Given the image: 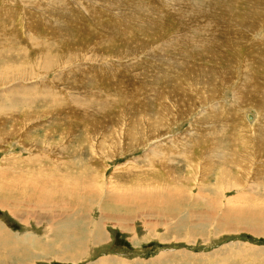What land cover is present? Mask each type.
Instances as JSON below:
<instances>
[{"label": "rangeland", "instance_id": "rangeland-1", "mask_svg": "<svg viewBox=\"0 0 264 264\" xmlns=\"http://www.w3.org/2000/svg\"><path fill=\"white\" fill-rule=\"evenodd\" d=\"M203 1L177 3L187 8L188 27L163 14L171 24L154 30L146 26L171 10L169 0H0V225L15 239L32 238L25 240L29 254L0 251V264H264V100L243 87L264 76V65L256 73L250 62L260 50L264 56V0H213L217 12L209 8L207 22ZM210 13L222 17L223 41L213 31L206 36ZM211 79L217 88H205ZM216 148L226 152H209ZM145 189L182 192L185 200L156 208L159 202L136 200ZM124 192L134 202L110 210L133 218L102 219L108 196ZM49 201L56 222L46 216ZM133 204L149 212L137 216ZM14 206L23 214H13ZM78 206L83 219L73 224L65 215L77 216ZM71 222L84 244L61 251L57 243L77 240L65 232ZM90 222L106 236L97 244L86 232Z\"/></svg>", "mask_w": 264, "mask_h": 264}, {"label": "bare ground", "instance_id": "bare-ground-1", "mask_svg": "<svg viewBox=\"0 0 264 264\" xmlns=\"http://www.w3.org/2000/svg\"><path fill=\"white\" fill-rule=\"evenodd\" d=\"M170 1V3H171V5H169L170 6V11L169 12H165V13H162V14H157V17H158V23H156V25H152V24H154V22L152 23V24H149V25H147L146 27H148L149 29H154V28H157V26H164V28H165V25H162V24H166L169 20H165V19H171V21H172V25H177V26H183V27H188V24H189V20H188V18L187 17H184L183 15H185V12H186V9L183 7L182 9L181 8H178L177 7V3L180 1V2H182V1H184L183 3H185V2H190V5L192 4V5H199V3L201 2V1H203V0H169ZM205 1V0H204ZM203 1V3H205L204 5H205V13L202 11V13H204L205 14V17H206V13H207V11L208 10H210L209 8H211V10L210 11H214V10H212V6L214 7L215 5H216V3L213 1H211V0H206L205 2ZM242 1H244V0H242ZM216 2H218V0L216 1ZM223 2H224V0H223ZM226 2H229V1H227L226 0ZM225 2V5L224 6H226V3ZM239 2H240V0H239ZM247 2H250V1H248L247 0ZM257 2V1H256ZM183 3L181 4V5H183ZM202 3V2H201ZM213 3H215V5L213 4ZM244 3V2H243ZM242 2H240V4H241V6H243L242 4H243ZM246 3V2H245ZM247 4V3H246ZM252 4V3H251ZM189 5V4H188ZM235 5V4H234ZM237 5V4H236ZM229 6V5H228ZM227 6V7H228ZM238 6H240V5H238ZM189 7V6H188ZM194 7V6H193ZM248 8H249V6H247ZM258 7V6H257ZM191 8V7H190ZM215 8V7H214ZM213 8V9H214ZM236 8H238V7H236ZM254 8V7H253ZM179 9V10H178ZM202 9H203V7H202ZM216 9V8H215ZM221 9V8H220ZM229 9V8H228ZM218 10H219V8H218ZM249 10V9H248ZM251 10H253L254 11V9H251ZM255 10H257V9H255ZM214 12H217V11H214ZM222 12V11H221ZM231 12V11H230ZM241 12V11H240ZM240 12H239V14H240ZM245 13V12H244ZM163 14H166V15H168L169 17L168 18H165L164 16H163ZM258 15L260 14L259 13V11H258V13H257ZM262 14H264V13H262ZM198 15V14H197ZM230 15H231V13H230ZM244 15V14H243ZM254 15H256V13L254 14ZM257 15V16H258ZM208 16V18H209V22H208V24L207 25H205L206 27H204V28H206L207 30H206V36H208V37H210L211 36V34L214 32L215 33V36L216 37H214V39L215 40H217V42H219V41H223L226 37H224L225 36V33H226V31L224 30V27L220 30V26H221V24L219 25V28L217 27V25H218V23H217V19H219V20H221L220 18H222L221 17V15H219V14H216V13H210L209 15H207ZM235 16H238V14H236ZM256 16V17H257ZM138 17V16H137ZM244 17H246V16H244ZM243 17V18H244ZM252 16H250L249 17V19L251 18ZM262 17H263V15H262ZM229 18V17H228ZM242 18V19H243ZM259 18V17H258ZM202 19V18H201ZM241 19V18H240ZM241 19V20H242ZM199 20H200V18H199ZM224 19H222V21H223ZM228 20V19H227ZM246 20H247V17H246ZM251 20V19H250ZM170 21V22H171ZM203 21V20H202ZM208 20H207V17H206V22H207ZM243 21V20H242ZM263 21V20H262ZM224 22V21H223ZM226 22V21H225ZM246 22V21H245ZM264 22V21H263ZM147 23V22H146ZM222 23V22H221ZM235 23V22H234ZM256 23H257V21H256ZM171 23H167V25H170ZM205 24V20H204V23L202 24V25H204ZM235 24H237V23H235ZM247 24V23H246ZM234 25V24H233ZM259 25V24H258ZM141 26H144V25H142L141 24ZM253 26V25H252ZM256 26V25H255ZM136 27V26H135ZM145 27V26H144ZM168 27V26H167ZM202 27V26H201ZM227 27H231V26H227ZM226 27V29H228ZM241 27H245V26H241ZM257 27V26H256ZM261 27H263V26H261ZM169 28H171V27H169ZM240 28V27H239ZM143 30H144V28H142ZM149 29H147V28H145V30H149ZM172 29V28H171ZM171 29H168V32H169V30H171ZM174 29V28H173ZM181 29V28H180ZM184 29V28H183ZM186 29V28H185ZM184 29V30H185ZM243 29V28H242ZM246 29V28H245ZM249 29H251V28H249ZM155 30V29H154ZM247 30V29H246ZM257 30V29H256ZM181 31V30H180ZM186 31V30H185ZM213 31V32H212ZM250 31V30H249ZM224 32V33H223ZM231 32V31H230ZM142 33V32H141ZM145 33H147V32H145ZM162 33V32H161ZM193 33V32H192ZM203 33V31H201V34ZM213 33V34H214ZM251 33V32H250ZM143 34V33H142ZM164 34H166L165 32H164ZM176 34H177V32H176ZM182 34V33H181ZM184 34V33H183ZM186 34H187V32H186ZM191 34V33H190ZM190 34L188 33V35L190 36ZM199 34V33H198ZM237 34H239V33H237ZM248 34H249V32H248ZM247 34V35H248ZM145 34H143V36H144ZM170 35V34H169ZM188 35H185V37L186 36H188ZM192 35H195V32L192 34ZM204 34H202V35H199V38H200V36L202 37ZM226 35H229V33L227 34L226 33ZM231 35V34H230ZM243 35V34H242ZM146 36V35H145ZM157 36V35H156ZM165 36H167V35H165ZM174 36V35H173ZM197 36V35H196ZM196 36L195 37H192L193 39L194 38H196ZM214 36V35H213ZM250 36V38H252L251 37V35H249ZM249 36H246V33H245V35H244V37H249ZM127 37V36H126ZM176 37V36H175ZM191 37V36H190ZM198 37V36H197ZM232 37V40L234 39V37L233 36H231ZM174 38V37H173ZM204 39L205 38H207V37H203ZM193 39H192V41H193ZM208 39V38H207ZM228 39V38H227ZM225 40V42L226 41H228V40ZM151 40H153V39H151ZM171 40H172V38H171ZM177 40H179L180 42H181V40L180 39H177ZM189 40H190V38H189ZM200 40H201V38H200ZM199 40V41H200ZM211 40H213V39H211ZM235 40V39H234ZM241 40V39H240ZM239 40V41H240ZM244 40V39H243ZM246 40V39H245ZM168 41V40H167ZM186 41V40H185ZM191 41V40H190ZM198 41V40H197ZM197 41H196V43H193L192 42V44L195 46H197V45H199V44H197ZM210 41V40H209ZM230 41V40H229ZM242 41V40H241ZM179 42V43H180ZM189 42V41H188ZM187 42V43H188ZM194 42H195V40H194ZM212 42V41H211ZM231 42V41H230ZM233 42V41H232ZM166 43V42H165ZM173 43H175V42H173ZM182 43H183V41H182ZM184 43H186V42H184ZM186 43V44H187ZM199 43V42H198ZM200 43H205V40H203V41H201ZM216 43V42H215ZM229 43V42H228ZM227 43V44H228ZM236 43H237V41H236ZM259 42H257V44H258ZM114 44V43H113ZM188 44H190V43H188ZM191 44V45H192ZM206 44V43H205ZM205 44H202V45H205ZM170 45V42H168L167 44H165V46H169ZM171 45H172V43H171ZM177 45V44H176ZM179 45V44H178ZM181 45V44H180ZM184 45V44H183ZM183 45H181V47L183 46ZM207 45H208V43H207ZM207 45H205L206 47H204L203 46V50L204 51H208L209 52V49L208 50H206L207 49V47H209V46H207ZM245 45V44H244ZM248 45V44H247ZM185 46H187L188 47V45H185ZM193 46V47H194ZM195 46V48H198V47H196ZM200 46V45H199ZM212 46H213V42H212ZM211 46V47H212ZM215 46V45H214ZM226 46V45H225ZM249 46H250V44H249ZM192 47V46H191ZM192 47V48H193ZM211 47H209V48H211ZM216 47V46H215ZM241 47V46H240ZM239 47V48H240ZM245 47V46H244ZM243 47V48H244ZM252 47V46H251ZM255 47V46H254ZM254 47H252V49L251 50H254L253 48ZM165 48V47H164ZM167 48V47H166ZM172 48V47H171ZM239 48H236V50L237 49H239ZM175 49V48H174ZM178 49H180L179 47H178ZM200 49V48H199ZM215 49V48H214ZM248 49V48H247ZM256 49V48H255ZM166 50V49H165ZM173 50V49H172ZM180 50H182V49H180ZM188 50V49H187ZM186 50V51H187ZM195 50V49H194ZM196 50H198V49H196ZM202 50V51H203ZM183 51V50H182ZM202 51H201V53H202ZM239 51H240V49H239ZM249 51H250V48H249ZM256 51H258V50H256ZM156 52V51H155ZM166 52H168V51H166ZM170 52V51H169ZM189 52V55H190V52L191 51H188ZM188 52H187V54H188ZM194 52V51H193ZM242 52V51H241ZM255 52V51H254ZM259 53H263V51L262 50H260V51H258ZM258 52L256 53V55H254L253 54V56H255V57H252V58H250V59H252V61H250V62H253L255 65L252 67L253 68V71H255L256 73H258V72H260V71H262V67H260V66H263L264 65V56H257L258 55ZM180 53V52H179ZM178 53V54H179ZM211 53H212V50H211ZM210 53V54H211ZM219 53V52H218ZM238 53V52H237ZM244 53V52H243ZM243 53L241 54L242 56H243ZM250 53H253V52H246V54H250ZM173 54H174V52H173ZM176 54V53H175ZM181 54H182V52H181ZM184 54H186V52H184ZM204 54H206V52L204 53ZM208 54V53H207ZM206 54V55H207ZM214 54V53H213ZM222 54V53H221ZM183 55V54H182ZM189 55H188V57H189ZM191 55H192V53H191ZM194 55V54H193ZM216 55H218V54H216ZM260 55V54H259ZM263 55V54H262ZM185 56V55H184ZM195 56H197L196 57V59L197 58H199V59H202L201 61H203V59L206 57L205 55H202V54H198V55H195ZM220 56V55H219ZM222 56V55H221ZM221 56H220V61H218V63L221 65L220 67H222V63H224L225 64V60H221ZM247 56V55H246ZM249 56H252V55H249ZM257 56V57H256ZM214 57V56H213ZM245 57V56H244ZM190 58V57H189ZM195 58V57H194ZM211 58V57H210ZM210 58H208V60L211 62V63H215L213 60H211ZM247 60H249L248 59V57H245ZM185 59V58H184ZM206 59V58H205ZM213 59H215V57L213 58ZM216 59H217V56H216ZM216 59H215V61H216ZM224 59V58H223ZM174 60V59H173ZM179 60H180V58H179ZM188 60H190V59H188ZM208 60H204L205 62H208ZM218 60H219V58H218ZM170 62V61H169ZM181 62V61H180ZM182 62H184V61H182ZM191 62H192V60H191ZM210 62H208V63H210ZM217 62V61H216ZM185 63V62H184ZM184 63H182V65H184ZM192 63H195L194 61L192 62ZM207 63V65H210V64H208ZM217 63V64H218ZM242 63V62H241ZM138 64V63H137ZM226 64H228V63H226ZM230 64V63H229ZM181 65V66H182ZM185 65H187V64H185ZM190 65V64H189ZM195 64H193V66H194ZM138 66V65H137ZM191 67H192V65H190ZM189 66V67H190ZM198 66V65H197ZM219 66V65H218ZM218 66H217V68H218ZM224 66V65H223ZM185 67H187V66H185ZM199 67V66H198ZM198 67H197V69H198ZM205 67V66H204ZM211 67V66H210ZM213 68H214V65L212 66ZM229 67H230V65H229ZM232 67V66H231ZM234 67V66H233ZM183 68V67H182ZM193 68H195V67H193ZM207 68H209V67H207ZM216 68V69H217ZM149 69V68H148ZM186 69V68H185ZM184 69V70H185ZM188 69V68H187ZM190 69H192V68H190ZM152 70V69H151ZM150 70V71H151ZM162 70V69H161ZM182 70V69H181ZM213 69H210V71H208V72H211ZM218 70H219V68H218ZM221 70V69H220ZM223 70V69H222ZM227 70V69H226ZM229 70H231V69H229ZM183 71V70H182ZM188 71V70H187ZM190 71V70H189ZM21 72V71H20ZM214 72V71H213ZM226 72V71H225ZM142 73V72H141ZM145 73H146V71H145ZM187 73H189V72H187ZM201 73V72H200ZM202 73H204V72H202ZM216 73H218V71L216 72ZM221 73V72H220ZM222 73H224V70H223V72ZM221 73V74H222ZM231 73H232V70H231ZM253 73V72H252ZM183 74H185L184 72H183ZM206 74H207V72H206ZM189 75H190V73L187 75V81H188V77H189ZM204 75H205V73H204ZM214 75V74H213ZM228 75V74H227ZM226 75V76H227ZM160 76V75H159ZM183 76V75H182ZM181 76V77H182ZM186 75H184V77H185ZM256 76H258V78H256ZM157 77V76H156ZM183 77V80L184 79H186V78H184ZM209 77H214V76H208V78ZM190 78V77H189ZM195 79H196V77H194ZM216 78H218V77H216ZM194 79V80H195ZM254 79V80H253ZM181 78L179 79V83H183V82H181ZM218 80H220V79H218ZM222 80V79H221ZM186 81V80H185ZM192 81V80H191ZM197 81V80H196ZM211 81H212V79H211ZM245 82H244V84H243V87H246L245 89H250L251 91H253L252 93H256L257 95H253L254 97H256L257 96V98H258V102H259V104H261V102H262V100H264V94H263V90H264V76L263 75H261V74H256L255 76H254V78H252V77H250L249 79H246V80H244ZM193 82H195V81H193ZM213 82H215V81H212L211 83L213 84ZM222 82V81H221ZM231 82V81H230ZM154 83V82H153ZM210 83V81H208L207 80V82H205V88H210V87H215V88H217V84H216V82H215V84L214 85H212ZM220 83V82H219ZM226 83V82H225ZM222 84V83H221ZM171 85V84H170ZM145 87V89H147V91L149 92V90H151V88H150V86H149V84H148V82L146 83V85H144ZM220 86V85H219ZM169 87V86H168ZM242 87V88H243ZM160 88V87H159ZM167 88V87H166ZM245 89H243L244 91H245ZM157 90V89H156ZM177 90V89H176ZM178 90H179V88H178ZM206 90V89H205ZM241 90V89H240ZM250 90H249V92H250ZM14 91V90H13ZM155 91V90H154ZM175 91V90H174ZM247 91V90H246ZM156 92V91H155ZM248 92V91H247ZM244 93V92H243ZM152 94H154V93H152ZM158 94V93H157ZM176 94H178V93H176ZM197 94V93H196ZM16 95V94H15ZM154 95H156V94H154ZM181 95V94H180ZM252 95V94H251ZM11 96V95H10ZM179 96V95H178ZM235 96H236V94H235ZM241 96V95H240ZM253 96H251V97H253ZM144 97V96H143ZM241 98V97H240ZM139 99V98H138ZM180 99V98H179ZM254 99V98H253ZM252 99V100H253ZM256 99V98H255ZM181 100V99H180ZM185 100V99H184ZM235 100V99H234ZM12 101V100H11ZM22 101V100H21ZM27 101V100H26ZM90 101V100H89ZM254 101V100H253ZM8 102V101H7ZM35 102V101H34ZM91 102V101H90ZM163 102V101H162ZM180 102V101H179ZM4 103V102H3ZM250 103V102H249ZM254 103H255V101H254ZM257 103V102H256ZM182 104V103H181ZM13 106H15V105H13ZM253 106H254V104H253ZM5 107V106H4ZM7 107V106H6ZM256 108V107H255ZM3 109V108H2ZM91 109V108H90ZM93 110H91V112H92ZM261 112V111H260ZM148 114V113H147ZM152 113H150V115H151ZM262 114V113H261ZM263 114H264V112H263ZM263 118V117H262ZM259 120H261V119H259ZM157 121V120H156ZM251 122H253V121H251ZM260 123V122H259ZM222 123L220 124L219 123V125H216L217 126V130L218 129H222L223 127H222ZM263 126V125H262ZM262 126H260V128L262 127ZM264 127V126H263ZM214 128H215V126H214ZM258 128V127H257ZM259 129V128H258ZM214 130H216V129H214ZM258 131V130H257ZM260 131V130H259ZM258 131V132H259ZM220 133H222L223 134V132H220ZM219 133V134H220ZM263 133V132H262ZM238 134V133H237ZM224 135V134H223ZM239 136L241 135V134H238ZM258 135H260V134H258ZM262 135V134H261ZM238 136V137H239ZM242 137L241 138H243L244 136H245V134L243 133V135H241ZM263 136V135H262ZM245 138V137H244ZM248 140V139H247ZM75 141V140H74ZM213 142V141H212ZM195 143V142H194ZM246 142H244V144H245ZM193 144V143H192ZM221 145V144H220ZM208 146V145H207ZM224 147H225V145H224ZM70 148V147H69ZM223 148V147H222ZM188 149V148H187ZM202 149V148H201ZM200 150V149H199ZM73 151V150H72ZM189 152V151H188ZM201 152V151H200ZM209 152L211 153V152H214L215 154H224L226 151H224V150H218L217 148H216V151H213V150H210L209 149ZM228 153V152H227ZM189 154V153H188ZM204 154V153H203ZM209 155V158H211L210 156H212L213 154H208ZM232 155V154H231ZM82 156V155H81ZM49 158V157H48ZM196 158V157H195ZM203 158V157H202ZM215 158V156L213 157V158H211V159H213V161L215 160L214 159ZM225 158H226V156H225ZM225 158H223V159H225ZM51 159V158H50ZM208 159V158H207ZM217 159V158H216ZM43 160V159H42ZM212 161V160H211ZM76 163V162H75ZM170 165V164H169ZM171 166V165H170ZM49 167V166H48ZM51 167V166H50ZM49 167V168H50ZM226 169H228V168H226ZM51 171H53L52 170V167H51V169H50ZM185 170V169H184ZM231 170V169H230ZM62 173V172H61ZM91 174V173H90ZM84 175V174H83ZM87 185V184H86ZM85 187H87V186H85ZM27 188V187H26ZM85 189V188H84ZM88 189V188H87ZM29 190V189H28ZM27 190V191H28ZM52 190V189H51ZM86 190V189H85ZM205 190H206V188H205ZM39 191V190H38ZM49 191V190H48ZM211 191V190H210ZM17 192V191H16ZM55 192H57V191H55ZM86 192H87V190H86ZM158 192H160L159 190H158ZM158 192H154V191H152V190H150V189H145V190H142L141 192H139V193H136L138 196H139V198H137L136 200H138L139 202L141 201L142 203H144V204H157L158 202V205L157 206H155L156 208H158V206H160V205H162V204H166V203H170L171 202V204L173 205V203L175 204V200H176V202H177V200H182V202H183V200H185V193L184 194H181V193H179V192H177V193H175V192H171V193H158ZM205 192V191H204ZM52 193V192H51ZM135 193V192H134ZM225 193V192H224ZM33 194V193H32ZM35 194V193H34ZM211 194V193H210ZM43 195V194H42ZM52 195V194H51ZM55 195V194H54ZM218 195V194H217ZM259 195H260V193H259ZM110 196V195H109ZM108 196V199L106 200V208H103L102 209V212H103V214H102V219L103 218H105V219H107V220H114V221H117V222H123V221H125L126 219L127 220H130V219H132L133 218V215L135 214L134 212H125V211H123V212H120V213H118L117 215H115L113 212H116L115 210H112V209H114V208H116V209H118V210H123L124 208H125V205H129V204H131V203H133L134 202V200H135V198L130 194V193H127V192H124V193H121V195H119L118 194V197H109ZM25 197V196H24ZM83 197V196H82ZM87 197V196H86ZM97 197V196H96ZM212 197V196H211ZM219 197V196H218ZM21 198V197H20ZM26 198H27V196H26ZM43 198V197H42ZM186 198L189 200L190 198L189 197H187V194H186ZM217 198V197H216ZM246 198V197H245ZM32 199V198H31ZM218 199V198H217ZM33 200V199H32ZM41 200H43V199H41ZM80 200H84V199H82V198H80ZM209 200H211V199H209ZM213 200V199H212ZM221 200V199H220ZM233 200V199H232ZM15 201V200H14ZM65 202H66V200H64ZM28 202H31L30 201V198L28 197L27 199H25L24 200V204H27ZM50 202V201H49ZM85 202V201H84ZM138 202V203H139ZM186 202V201H185ZM231 202V201H230ZM234 202V201H233ZM236 202V201H235ZM4 203V202H3ZM19 203V202H18ZM236 203H238V201L236 202ZM8 204V203H7ZM6 204V206H8ZM10 204V203H9ZM40 204V203H39ZM49 204H51V206L53 207V202L51 201ZM53 204V205H52ZM92 204V203H91ZM96 203L95 202H93V205H95ZM155 204V205H156ZM22 205V204H21ZM36 205V204H35ZM41 205V204H40ZM39 205V206H40ZM45 205V204H44ZM66 205V204H65ZM9 206H11V205H9ZM23 206V205H22ZM29 206V205H28ZM45 206H47V205H45ZM58 206V205H57ZM133 206H135V208H137L139 211H137V213H136V215L138 216V213H139V215H145V214H147L146 212H144L145 211V207L143 206V208H141V207H139L138 205H135V204H133ZM147 206V205H146ZM151 206V205H150ZM12 207V206H11ZM67 207H69V206H67ZM66 207V208H67ZM103 207V206H102ZM110 207L112 208L111 210H110ZM169 207V206H168ZM232 207V206H231ZM230 207V208H231ZM14 210H13V208H12V210L11 211H13L12 213L13 214H23V213H21V211H20V209H18L17 208V206H14ZM39 208V207H38ZM145 208V209H144ZM171 208V207H170ZM236 207H234V209H235ZM55 209V206L51 209L50 208V213L49 214H47L46 216H51L52 215V218H53V216H54V218L52 219V220H54L55 222L57 221L56 220V218L55 217H58V215H54V214H58V211H56V210H54ZM59 209V208H58ZM68 209V208H67ZM144 209V210H143ZM148 209V208H147ZM146 209V210H147ZM152 209H154V208H152ZM229 209V208H228ZM261 209H263V207H261ZM47 210V209H46ZM45 210V211H46ZM63 210H65V209H62V211L61 212H63ZM69 210V209H68ZM107 210H110V211H107ZM164 210V209H163ZM169 210V209H168ZM168 210H167V212H168ZM241 210V209H240ZM240 210H237V211H240ZM48 211V210H47ZM75 211V210H74ZM74 211H72V212H74ZM80 206H78V208H77V212H78V215L76 216V215H74V216H76V217H74V216H71V215H69L70 217H68V214L67 215H65L67 218H69V220L70 221H72L73 222V224L74 223H76L78 220H81V219H83V217L80 215ZM113 211V212H112ZM148 211V210H147ZM162 211V210H161ZM171 211V210H170ZM262 211H264V209L262 210ZM23 212V211H22ZM24 212H26V211H24ZM42 212H44V211H42ZM66 212H67V210H66ZM71 212V211H70ZM84 213H85V211H83ZM149 212V211H148ZM166 212V211H165ZM246 212V211H245ZM255 212V211H254ZM28 213V212H27ZM33 213V212H32ZM45 213V212H44ZM68 213V212H67ZM162 213V212H161ZM264 213V212H263ZM15 214V215H16ZM62 214H64V213H62ZM66 214V213H65ZM76 214V213H75ZM150 214H151V211H150ZM152 214H153V216H158L159 214H160V212L158 211V210H154L153 212H152ZM239 213H237V215H238ZM243 214V213H242ZM258 214H260V213H258ZM14 215V216H15ZM261 215V214H260ZM64 216V217H65ZM152 216V215H151ZM160 216H163V215H161L160 214ZM233 216V215H232ZM239 216H241L240 214H239ZM16 217V216H15ZM164 217V216H163ZM234 217V216H233ZM261 217H263V214H262V216ZM59 218V217H58ZM67 218H64V219H67ZM238 218H240V217H238ZM237 218V219H238ZM264 218V217H263ZM262 218V219H263ZM162 219V218H161ZM85 220V219H84ZM60 221H62V220H60ZM63 221H66V220H63ZM62 221V222H63ZM67 221H68V219H67ZM106 221V220H105ZM239 221V220H238ZM55 222L54 223H52L53 224V226H54V224H55ZM69 222V221H68ZM72 222H71V225H68V227H70V228H73V226L74 225H72ZM67 223V222H66ZM240 223V222H239ZM242 223V222H241ZM241 223H240V225H241ZM245 223V222H244ZM56 224H58V223H56ZM61 224V223H60ZM80 224H82L83 225V223L81 222ZM80 224H77V225H80ZM87 224V223H86ZM206 224H207V222H206ZM247 224V223H246ZM85 225V224H84ZM223 225V224H222ZM230 225V224H229ZM239 225V227H241ZM243 225V224H242ZM245 225V224H244ZM243 225V226H244ZM61 226V225H60ZM65 226V225H64ZM66 226H67V224H66ZM221 226V225H220ZM243 226H242V228H243ZM52 227V226H51ZM58 227V226H57ZM62 227H63V225H62ZM87 228H88V230L86 231L85 229H84V227L81 229V230H85L87 233L89 232V231H91V232H93V235H92V240L90 241V242H92V243H94V244H97V243H99V242H101L106 236H105V234L101 231V229H100V224H95L94 222H90V223H88V225L86 226ZM171 227V226H170ZM219 227V226H218ZM246 227V226H245ZM58 228H61V227H58ZM64 228V227H63ZM196 228V227H195ZM248 228V227H247ZM55 229H56V227H55ZM80 229V228H79ZM220 229H221V227H220ZM225 229V228H224ZM60 230V229H59ZM58 230V231H59ZM222 230V229H221ZM258 230H259V228H258ZM79 232H81L80 230H78ZM57 232V231H56ZM60 232V231H59ZM65 232L67 233V234H69V236H67L68 237V239L70 238H75V239H77V240H75L74 242H71L70 240V242H67V243H65V245L67 246V249H64V248H66L65 247V245L63 244H61V243H57V245L55 246V245H51L52 247H58L61 251L62 250H64L65 252L67 251V250H75L76 251V249L79 251L80 249L78 248L79 247V245H82V244H84V243H81V240H79L78 238V236H77V234H76V232H75V228H73L72 230H65ZM222 232V231H221ZM253 232V231H252ZM255 232V231H254ZM10 232H7L1 225H0V251H2V254H7L8 255V253H13V254H16V253H21V256L23 255V254H29L31 251H30V248H29V246L28 245H26V243H25V240H29V241H31L32 240V238H26V239H15L14 238V236H13V234H9ZM70 233H72V234H70ZM74 233V234H73ZM90 233V232H89ZM56 234V233H55ZM82 234H84V232H82ZM81 234V235H82ZM60 235V234H59ZM85 235H87V234H84L83 236H85ZM80 236V235H79ZM87 237L88 236H86V239H87ZM56 238V237H55ZM89 238H90V236H89ZM65 239H66V237H65ZM56 240V239H55ZM59 240V239H58ZM85 240V239H84ZM90 240V239H89ZM32 242V241H31ZM30 243V242H29ZM53 243V242H52ZM64 243V242H63ZM33 244V243H32ZM39 244V243H38ZM46 244V243H45ZM44 244V245H45ZM48 244V246H50V243H47ZM46 244V245H47ZM54 244H56V242L54 243ZM86 244V243H85ZM38 247V246H37ZM69 247H71V249H69ZM82 249V248H81ZM72 250V251H73ZM63 251V252H64ZM64 252V253H65ZM68 252V251H67ZM73 253H76V252H73ZM66 254V253H65ZM0 255H1V253H0ZM45 255H47V254H45ZM71 256H74V255H71ZM244 256V255H243ZM12 257V256H11ZM22 257H24V256H22ZM26 257V256H25ZM247 257V256H246ZM245 257V258H246ZM6 258V257H5ZM72 258V257H71ZM6 260V259H5ZM74 260V259H73Z\"/></svg>", "mask_w": 264, "mask_h": 264}]
</instances>
